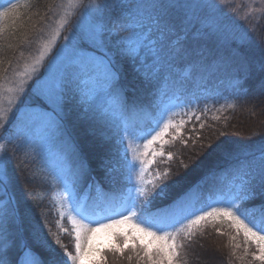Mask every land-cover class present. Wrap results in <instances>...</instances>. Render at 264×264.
Returning <instances> with one entry per match:
<instances>
[{"label":"trees","instance_id":"trees-1","mask_svg":"<svg viewBox=\"0 0 264 264\" xmlns=\"http://www.w3.org/2000/svg\"><path fill=\"white\" fill-rule=\"evenodd\" d=\"M59 2L20 0L15 3L19 5L20 18L14 23L10 19L5 35L0 37V76H9L13 66L32 56L31 46L45 37L44 32L48 26L50 29L49 22ZM137 4L142 6L140 19L145 27H156L155 17L160 15L162 8L166 10L161 26L166 24L174 29L183 41V49L179 52L169 50V56L157 66L151 79L136 70L138 65L117 57L122 64L117 85L119 102L124 105L127 115L134 116L137 131L149 127L150 118L158 112L163 97L195 98L202 109L207 106L199 119L186 123L182 134L174 140L171 138L166 146V153L171 154L172 159H165L166 163L157 168L162 175L165 171L170 173L162 182L167 192L165 198L155 200L154 208L169 206L196 185H200L198 201L222 195L233 183L242 180V173L233 170L237 160L258 158L264 147V93L261 92L264 17L255 23L248 41L225 42L218 37L206 40L192 36L187 30L190 21L186 9L171 7L181 5V0H106L102 24L109 33V47L113 52L117 51L120 26L128 23L125 13ZM175 38L173 35L172 39ZM222 98L226 100L224 104H220ZM66 111L69 114L63 127H56L53 135L57 150L67 158L72 170L77 173L74 153L78 151L89 169L84 183L95 181L108 191L109 174L116 178L117 184L121 183L122 144L117 119L104 118L111 120L107 123L101 119H82L72 104L66 106ZM220 144L226 147L229 156L210 155ZM5 157L10 190L22 221V238L32 243L30 235L34 229L43 234L45 231L43 216L47 219L50 213L48 202L52 196L50 180L30 153L10 145ZM94 194L93 188L91 195ZM253 197L251 204L264 203L261 192L253 193ZM229 233L235 235L234 229L221 221L214 225L208 223L203 231L197 230L191 239L182 241L185 246L181 249V264H260L253 261L251 255L237 259L244 254V238L241 235L231 241ZM64 239H61L62 243L72 251V240ZM235 243L241 247L234 249ZM249 251L254 252L255 247ZM130 254V249L123 257L112 253L109 264H138L135 258L127 259Z\"/></svg>","mask_w":264,"mask_h":264},{"label":"snow or ice","instance_id":"snow-or-ice-1","mask_svg":"<svg viewBox=\"0 0 264 264\" xmlns=\"http://www.w3.org/2000/svg\"><path fill=\"white\" fill-rule=\"evenodd\" d=\"M9 4L11 7H4V10L0 11V37L5 35L10 19L14 23L20 18L17 12L19 5L12 3V0H9ZM78 6V0H67V10L65 17L60 20L59 28L54 31L50 41L43 45L44 51L33 64L25 65L22 75L30 76L36 72L37 66L41 65L45 56L51 52L59 36V30L67 23V15ZM141 7L137 4L127 9L125 15L128 23L120 26L116 52L109 47L110 37L105 26L98 25L91 33L80 36L72 45L70 53L65 46L59 55L66 62L63 69L52 76L51 83L38 79L28 96L20 101L21 107L25 109L21 114L22 119L26 122L54 124L57 128L63 127L70 111H66L69 104L80 112L82 119H101L107 123L111 120L104 118L116 116L119 121L117 127L120 143L123 145L122 158L125 161L127 178L132 179V174H135L138 187L134 186L126 193L118 192L115 189L116 178L109 174L108 191L93 181L88 185V189L91 192L94 188V195H86L83 200L77 199L75 203L62 210L60 220L63 221L67 215L75 241L73 254L61 243L58 236L55 238V244L64 249L63 255L66 260L63 261L57 258L56 250L38 229L32 232V244L23 240L22 221L18 217L17 209L10 200L0 202V264H69V262L85 264V261H88V264H100L95 259L96 256H100L104 264H107L104 250L95 244L98 233H107L116 240L117 243L107 251L121 257L124 255L125 247L131 242V254L127 256L129 261L135 258L138 264H181V249L185 246L182 241L191 239L197 230L203 231L205 225L208 223L214 225L217 221L226 222L230 229H234L235 235L229 233L231 241L243 236L244 254L237 259L243 260L251 255L253 261L264 264V203L251 204L256 180L259 181L261 191H264V147L261 148L258 158L246 157L237 160L233 170L237 174L242 173V180L227 198L203 203L197 207L200 185H196L169 206L154 208L155 201L151 197L152 192L158 187L155 181L163 182L170 173L165 171L161 176L157 172L153 179L147 181L145 173L157 156L165 155L163 146L169 143L166 137L172 135L171 130H175V135H172L174 140L182 134L186 121H174L173 116L180 113L169 110L171 115L166 113L164 117L155 121L150 131L138 135L134 116L127 115L124 105L119 102L120 93L117 85L122 64L117 57L130 61L134 66L138 65L136 70L142 71L146 79H151L157 66L169 56V50L179 52L183 49V41L174 29L166 24L161 26V19L166 15L163 8L160 15L155 17V29L149 28L145 31L140 19ZM171 7L186 9L191 18L195 19L193 9L202 6L181 4ZM173 35L175 39H172ZM56 66L57 59L54 58L49 65L50 74ZM261 69L264 70V65ZM6 71L5 69V73ZM24 91L23 81L18 87L12 88L7 86L5 77L0 76V120L7 119L3 108L4 94L6 92L14 94L8 99L11 106L19 100ZM261 92L264 93V83L261 84ZM157 144L160 145L159 150L154 147ZM4 152V146L0 144V154ZM149 153L151 159H147ZM216 153L230 155L223 144L217 145L210 155ZM74 156L77 180L82 181L88 176L89 169L78 151ZM167 159H172L171 154ZM136 161H139V164ZM147 185H151V191ZM166 191L161 189L158 195L163 196ZM97 208H103L111 215L97 219L93 215ZM125 225L130 231L127 233L119 231L121 226ZM59 227L61 231L67 232L62 223ZM136 233L141 235H135ZM33 244L51 254L47 262L34 250ZM253 246L255 251L250 252L249 249ZM232 247L238 249L241 245L235 243Z\"/></svg>","mask_w":264,"mask_h":264},{"label":"rangeland","instance_id":"rangeland-1","mask_svg":"<svg viewBox=\"0 0 264 264\" xmlns=\"http://www.w3.org/2000/svg\"><path fill=\"white\" fill-rule=\"evenodd\" d=\"M20 0H12V3H16ZM106 0H78V7L71 10L70 14L67 15V23L65 26L59 30V36L52 46L51 52L45 56L41 65L37 66L35 73L30 76H24L22 73L25 71V65H32L33 62L41 55L44 51L43 45L47 44L54 31L59 28V23L62 17H65V12L67 10V0H60L53 19L49 26L46 28L45 37L36 45H32L33 52L32 56L26 58L24 62L13 66L9 76L5 77V82L8 87L16 88L20 83L24 82V93L20 96L19 100L13 105L9 106L8 99L14 95L12 93H5L3 100V108L6 111L7 119L0 120V144L4 146V154H0V202L11 201L12 205L16 208V203L14 196L11 193L9 180L6 173V152L10 145L16 147L18 150L30 153L32 158L39 163V165L44 168L46 174L49 177V183L52 187V196L49 203V215L43 216L45 231L44 235L51 243L52 247L56 250L57 258L61 261L66 260L63 252L64 249L60 245L55 244V238L58 236L60 240L66 239L72 240L73 242V254L74 250V239L72 236L71 225L68 222L67 215L63 221L60 220V212L65 210L69 204L75 203L77 199L83 200L86 195H91L89 192L88 185L84 181L77 180V173L72 170L70 162L62 156V154L57 150L55 143V136L53 135L56 130V126L49 125L46 123L33 124L28 123L25 119H22V113L25 109L21 107L20 101L24 100L29 92L33 89L37 80H46L51 83L52 76L63 69V65L66 62L64 58L60 57L61 51L67 46L68 53L71 52L72 45L79 39L80 36L89 34L96 29L98 25L102 24V10ZM181 4H195L202 7L198 9H193L195 12V19L191 18L188 13V21H190L187 28L191 32L192 36L204 38L206 40L212 37H218L223 41L228 40H238V41H248L250 39V33L253 31L255 23L264 17V0H181ZM64 5V7H61ZM10 6L9 0H0V11H3L4 7ZM208 25V26H206ZM149 28L153 30L155 27L146 26L144 28L147 31ZM68 53H65L67 56ZM57 59V66L53 70V73H49V65L53 62V59ZM226 102L225 98L220 100V104ZM202 106L199 104L195 98H183L180 95L172 97H163L160 102V108L158 112L150 118L149 127L145 130L137 131L138 135H142L151 130L154 126L155 121L161 119L167 113L171 115V111L179 112L180 115L173 116V120L179 122L180 120L186 121L188 123L192 119L201 116V111L206 110L207 106ZM19 110V111H18ZM191 116V119H189ZM117 119L116 116H112ZM119 124L118 119L116 120ZM184 124V126L186 125ZM183 126V128H184ZM172 135H175V130H171ZM172 135L166 137L170 142ZM163 146L164 156H157L155 162L148 168L145 173V180L153 179L159 169L158 165L166 163L165 159L169 154L166 153V146ZM157 150L160 149V145L154 146ZM123 151V145H122ZM142 151V147L140 149ZM131 154H129V160H131ZM147 159H151V153H149ZM164 161V162H162ZM139 164V161H136ZM125 161L122 158V163L119 168L121 183H116L115 189L118 192L126 193L128 189L138 187L135 181V174H132V179H128L127 169L125 168ZM161 174V173H160ZM162 176V174H161ZM158 187L152 192V199L158 200L160 198H165V192L163 196L158 195L161 189H167L166 186L162 185L160 180L155 181ZM241 182L233 183L231 189L222 195H217L214 197H207L203 201H197V207L203 203H208L215 201L217 199L227 198L234 191L236 186ZM148 189L151 191V185H147ZM261 192L264 195V191H261L259 181L254 182V192ZM71 194V195H70ZM68 197V199H65ZM155 207V203H154ZM93 215L97 218H103L104 216L111 215L106 212L103 208H97L93 212ZM19 217V213H18ZM41 217V215H40ZM20 219V218H19ZM62 223L63 228L67 229V232L61 231L59 225ZM121 232H129L130 229L127 225L121 226L119 229ZM135 235H141L136 233ZM32 236V234L30 235ZM68 237V238H67ZM23 239V238H22ZM30 242V241H29ZM28 242V243H29ZM33 243V242H32ZM30 243V244H32ZM62 243V241H61ZM116 240L107 233H98L95 244L104 250V255L107 257V264H109V255L112 252L107 251L109 247L116 244ZM63 244V243H62ZM64 245V244H63ZM132 244L125 247V251L131 249ZM35 251L43 254L44 258L50 257V253L42 250L33 244ZM69 251V250H68ZM124 251V252H125ZM19 253H16L18 255ZM95 259L104 264V261L100 256H96ZM71 264V262H69ZM88 264V261H85Z\"/></svg>","mask_w":264,"mask_h":264}]
</instances>
